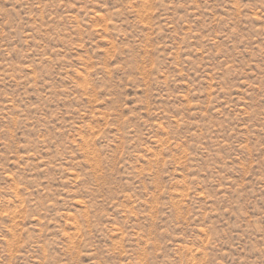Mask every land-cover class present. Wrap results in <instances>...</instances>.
<instances>
[{"label":"rangeland","instance_id":"rangeland-1","mask_svg":"<svg viewBox=\"0 0 264 264\" xmlns=\"http://www.w3.org/2000/svg\"><path fill=\"white\" fill-rule=\"evenodd\" d=\"M0 264H264V0H0Z\"/></svg>","mask_w":264,"mask_h":264}]
</instances>
